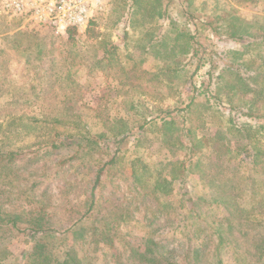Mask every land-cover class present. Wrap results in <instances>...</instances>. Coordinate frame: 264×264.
Returning <instances> with one entry per match:
<instances>
[{
    "label": "trees",
    "instance_id": "16d2710c",
    "mask_svg": "<svg viewBox=\"0 0 264 264\" xmlns=\"http://www.w3.org/2000/svg\"><path fill=\"white\" fill-rule=\"evenodd\" d=\"M127 2L125 23L133 31L139 30L138 35L134 38L126 32L120 45L104 41L101 34L94 33L95 23L90 22L84 31L86 39L100 38L98 44L103 52L94 65L99 71L108 73L112 80L121 78L122 89L127 87V91L139 92L142 96L162 99V84L169 90L174 87L171 96L179 95L186 85L191 86L187 104L179 109L183 114L189 113L188 118L178 122L170 117L171 111L159 110L139 124L134 133L137 143L141 131L146 127L155 128L162 146L172 154H180V159L150 164L136 155L130 160L129 178L136 195L142 196L140 202L152 198V210L144 204L138 206L140 203L133 207L134 197L113 198V193L98 202L95 191L101 189L103 175L115 166L117 149L108 161L97 167L92 180L84 181L89 189L82 193L81 202L73 207L68 201L65 224L53 220L47 210L52 206L43 202L44 193L38 197L35 194L28 196V202H34L35 206H27L22 211L10 210L0 202V246L13 235H24L28 247L18 264H87L88 261L92 264L95 258L87 260L86 253L79 251L85 245L92 246L91 255L102 245L111 249L113 264H224L226 258L232 264H264V87L261 86L264 60L261 54L252 52V47L264 40V22L256 18L243 19L238 10L228 5L203 20L192 33L187 23L178 22L171 16L174 2H180L186 9L192 6L189 0ZM243 2L255 4L257 0ZM161 19L168 20L166 26L158 24ZM12 20L21 22L19 18ZM207 31L218 40L238 47L220 51L219 69L212 65L208 81L196 89L191 85L192 75L186 67L202 50V35ZM76 35L75 29L67 30L66 42L72 50L63 56L66 69L51 77V86L56 82L64 84L61 96L55 92L52 97L71 105H76L82 98L81 87L73 79L76 71L71 61L76 56ZM28 47L39 49L37 60L52 51L39 44ZM120 47L126 53L125 63H121L118 56ZM145 56L157 61V72L141 69L134 61ZM245 57H250L249 61H243ZM175 79L180 82L179 88L174 85ZM199 96H204V104L196 103ZM38 97L35 95L24 104L34 106ZM220 107L228 108L233 114L226 116L227 119L220 116L222 128L206 135L205 120L218 113ZM93 111L95 119L102 125V131L98 133L91 132L79 116L65 111L35 110L24 115L9 109L0 113V178L3 176L0 197L9 193L4 191L8 180L3 181L8 174L29 167L26 152L10 147L14 139L42 137L43 145L50 149L72 145L91 152L102 142L121 143L125 137L118 140L116 130H121L124 136L133 133L135 126L125 128L121 119L112 118L96 107ZM79 167L86 168L87 165ZM79 167L73 171H79ZM242 169L250 170L245 173ZM190 175H197L205 183V189L197 197L179 201L180 212H184L179 221L188 235L184 251L177 255L156 238L158 227L155 222L157 214L169 209L160 204V197L165 199L175 189H184ZM66 181H63L65 189L62 192L68 186L71 188ZM38 182L28 185V191L36 190ZM185 202L191 205L187 209ZM219 210L223 214L213 213ZM136 212L141 214L148 231L139 237L137 247H131L124 240L122 230L130 228ZM148 213L150 217H147ZM176 231L177 227L172 236Z\"/></svg>",
    "mask_w": 264,
    "mask_h": 264
},
{
    "label": "rangeland",
    "instance_id": "374dc122",
    "mask_svg": "<svg viewBox=\"0 0 264 264\" xmlns=\"http://www.w3.org/2000/svg\"><path fill=\"white\" fill-rule=\"evenodd\" d=\"M168 1V0H163ZM192 6L184 9L180 2H174L175 6L171 11V16H174L178 22L188 24L192 33L200 26L203 20L212 17L219 11H222L226 6L238 10V14L243 19L256 18L264 22V1L257 0V3L251 4L242 0H189ZM241 1V2H240ZM164 2V3H166ZM125 3V4H124ZM127 0H109L106 10L96 16L94 33L101 34L104 41L109 40L112 43L120 45L125 33L127 35H138L139 30L133 31L132 28L125 23V8ZM125 6V7H124ZM186 12V13H185ZM193 18H191V17ZM91 21V22H92ZM168 20L161 19L158 24L166 26ZM95 36V35H92ZM202 44L204 45L199 55L192 59L186 67L191 77V85L196 89L204 82H207L212 65L219 69L218 53L222 50L237 48L238 45L224 43L218 40L217 37L211 35L208 31L203 32ZM84 32H78L76 35V56L71 60L75 67L76 73L73 79L81 87V101L76 105L65 104L59 102L52 95L56 92L61 96V88L64 87L62 82H56L51 86V77H56L58 72L65 71L63 56L72 48L68 47L66 36L59 38L54 37L49 29L41 27L23 26L20 21L1 19L0 21V113L6 110H17L22 114L32 113L31 111L42 110L47 112L65 111L70 115L79 116L82 121L93 133L102 131V125L94 117L93 109L99 108L102 113L108 114L112 118L121 119L124 121L125 128L135 126L133 133L130 136L121 134V130H116L118 140L123 138L118 145L112 142H102L98 149L91 152H84L75 146H61L59 149H50L43 145L44 138H36L27 136L21 139H14L10 147L21 148L26 152L28 157V169L10 172L8 177L3 180L8 184L4 186L5 193L0 197V202L3 206L10 210H25L27 206H35L34 202H28V196L35 194L37 197L44 193V203H49L52 207L47 210L52 214L53 220L61 224L67 223L68 213L66 206L68 201L72 206H76L83 199V192H87L89 186L84 181L92 180L94 171L99 165L108 161L113 151L117 153L118 160L112 168L108 170L106 175L101 179V189L95 191L98 196V202L113 193L114 197H134V207L139 205L142 207L152 206V198L147 197L141 201L142 196L136 195L134 185L129 178V162L136 156L140 155L145 161L150 164L164 163L169 160L180 159V154H172L167 151L161 144L159 134L155 128L146 127L144 131L138 134V142L136 143L134 133H137L136 127L145 119H150V115L155 116L156 112L161 110L171 111L170 117L176 121H182L189 117V113L183 114L179 111L188 102V96L191 93V86L186 85L184 90L179 95L171 96L174 91L168 89L165 84H162L161 93L163 98H153L142 96L139 92L127 91V87L123 88L119 85L121 78L112 80L108 73L99 71L95 67L94 62L101 58L103 52L98 44V39H86ZM39 44L42 48L50 49L48 55L42 60L36 59V53L39 49L36 47L29 48V45ZM15 46H18L15 48ZM253 54H261L264 60V40L252 47ZM126 53L122 47L118 50V56L121 63H125ZM27 59L29 63H27ZM71 59V58H70ZM250 57H245L243 61H249ZM134 61L141 69L157 72V61L150 57L136 58ZM175 87H180V82L174 80ZM264 87V83L261 84ZM121 88V89H120ZM126 91V94L123 93ZM39 95L34 106L24 104L25 101H30ZM204 97V96H203ZM197 97V104H204V98ZM132 104V105H131ZM226 104V103H225ZM132 107V108H130ZM226 107V106H223ZM178 110H177V109ZM223 114V115H220ZM228 108L221 109L205 120L204 133L210 134L222 128V116L231 115ZM241 119L240 121H243ZM108 136V135H107ZM69 141V140H68ZM68 141L66 143H68ZM137 144V146H136ZM109 147V150L108 148ZM62 161V162H61ZM61 162L62 165L58 166ZM59 163V164H58ZM86 164V168L79 165ZM79 167V171L74 172V168ZM250 169H242L243 172H248ZM3 176L0 178V180ZM67 180L71 184V188L67 187L65 192H62L63 181ZM39 181L38 187L34 191H28V185ZM80 185H77V183ZM2 183V182H1ZM197 175L187 177L184 189L174 190L169 196L160 197L162 206H168L165 212L157 214L158 230L156 238L166 243L169 249H173L177 255L181 254L187 243L188 233L183 229V223L179 221L182 213L180 212V202L189 197H197L202 194L205 186ZM72 185L74 187H72ZM148 189V188H147ZM64 193H66L64 195ZM191 205L185 202L186 209ZM214 214H223L222 210L213 211ZM136 219L130 223V228L123 229L125 235L124 240L131 247H137L139 237L145 235L148 228L142 221L141 214L135 213ZM150 217V214H147ZM177 227V231L172 236V231ZM122 246V245H120ZM28 247L27 238L24 235H13L11 238L0 246V264H18L22 259ZM91 245H85L82 253H86L87 260L94 257L95 261L92 264H109L113 259L112 250L106 246H101L92 255ZM120 248V247H119ZM84 256V254H82ZM89 264V261L88 263ZM110 264H113L112 261ZM224 264H232L229 258L224 260Z\"/></svg>",
    "mask_w": 264,
    "mask_h": 264
},
{
    "label": "built area",
    "instance_id": "2783aa9c",
    "mask_svg": "<svg viewBox=\"0 0 264 264\" xmlns=\"http://www.w3.org/2000/svg\"><path fill=\"white\" fill-rule=\"evenodd\" d=\"M109 0H0V19H21L23 26L49 29L54 37L73 28L84 32Z\"/></svg>",
    "mask_w": 264,
    "mask_h": 264
}]
</instances>
